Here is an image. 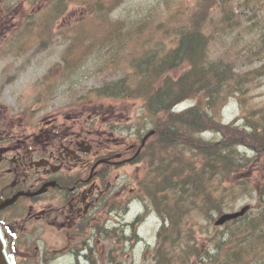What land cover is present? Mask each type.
<instances>
[{
	"label": "trees",
	"instance_id": "1",
	"mask_svg": "<svg viewBox=\"0 0 264 264\" xmlns=\"http://www.w3.org/2000/svg\"><path fill=\"white\" fill-rule=\"evenodd\" d=\"M123 1L85 3L89 13L99 11L107 21L109 11ZM59 2L63 8L57 17L67 5V0ZM258 3L194 0L193 5H188L184 1L153 0L151 8L130 10L115 23L121 51L125 52L126 39L139 42L140 47L134 48L142 50L134 56L123 77L93 91L97 96L139 100L153 118L155 134L142 154H149L152 159L143 187L152 198V208L169 224L158 234L155 264H252L258 255L263 259L260 264H264V185L253 189L256 210L227 223L233 226L230 230L215 227L204 246L199 244L196 232L188 231L194 226V217L221 214L229 202L233 208L237 197L249 190L247 179L238 178L251 159L247 151L239 148L251 145L264 149L261 121H251L244 127L215 120L218 108L231 98L242 100L249 82L264 75V15L255 11L245 24L237 14L239 7ZM162 5L165 12L157 9ZM214 8L220 9L219 22L208 30L206 15ZM232 31H236L233 38ZM219 32L220 46L226 53L215 57L213 49L218 46ZM186 98L197 102L187 111H174L173 107ZM217 129L222 132L219 141L198 137L199 133ZM186 149L190 150L187 166L178 170L170 163L161 167V172L154 169L157 180L152 189L154 152L167 157L174 150Z\"/></svg>",
	"mask_w": 264,
	"mask_h": 264
},
{
	"label": "rangeland",
	"instance_id": "2",
	"mask_svg": "<svg viewBox=\"0 0 264 264\" xmlns=\"http://www.w3.org/2000/svg\"><path fill=\"white\" fill-rule=\"evenodd\" d=\"M4 1L7 2L9 8L7 16H5L6 13H0V102L9 106L8 113L4 112V114L16 117L18 120L27 118V116L31 120H38L39 117L47 120L51 116H81L80 112L86 107L88 113H84V117L93 116L95 118L92 125L88 126L97 132L95 137L111 129L116 132V135L122 137L128 126L134 127L137 134L141 132L144 134L154 127L153 118L139 100H123L106 94L97 96L94 92L91 93V90L117 81L130 69L134 56L142 50L134 47H140L141 44L126 39L125 42L128 43L124 47L125 52H122L120 39L116 36L115 23L130 10L136 12L140 8L146 10L151 8L150 2L153 0H124L109 11L107 21L104 14L99 11L89 13L86 0H67L64 11L51 22H48V17H51L52 12L57 10L55 6L60 5L58 10L63 8L59 0H56L55 4L50 0ZM174 1L175 3L184 1L188 5L194 3V0ZM258 2V5L253 7L241 6L237 9L238 16L244 18L245 24L248 18L254 16L255 11L264 15V0H258ZM157 9L163 12L167 10L164 5ZM220 14V9L214 8L206 15L205 25L208 30L218 24ZM142 17L146 15L143 14ZM159 18L161 19V15ZM238 31H242V28L238 27ZM235 34L236 31H232L230 37H235ZM221 36L220 32L216 33L218 46L214 48L215 57L226 53L225 49L220 46ZM244 61L246 59H241V62ZM39 95L45 100H38ZM85 96L88 100H83L81 106L79 100ZM184 104L187 105V102ZM184 104L182 107L185 106ZM215 117L224 123L237 121L244 127L248 126L251 121H261L264 126V75L256 77L254 82H249L248 90L242 100L233 98L222 108H218L215 111ZM129 118L130 121H128ZM110 122L117 124L116 127L111 126ZM128 122H130L129 125ZM67 123L71 124L72 121ZM120 125L123 126L118 128ZM202 136L207 140L218 139L215 132L205 133ZM128 140L133 141L134 139ZM240 150L247 151L251 159L240 175L242 179H247L250 188L245 194L237 197L233 208H231L233 203L229 202L226 210H236L245 204H250L251 212H253L257 204L256 193L253 189L255 186L264 185V149L257 150L247 145V148L242 146ZM154 155L152 189L157 180L154 169L172 163V167L181 170L189 162L190 150L186 149L184 152L174 150L167 157L159 152H154ZM147 171V166L141 167L137 171V177L139 178L144 173L147 174ZM144 193L141 190L142 202L146 204V211L147 207L151 206L152 198L151 196L145 197ZM204 198L205 194L203 200ZM134 209L143 210L138 199L134 202ZM217 216V213H211L194 217L191 220L194 226L188 231L191 229L193 234L197 233L199 244L202 246L209 240V233L214 232L216 226L213 219ZM162 222L159 214L153 211L147 216L143 225L142 223L138 225L139 227L142 225L141 236H144L153 246L149 252L150 257H154V246L157 242V233L163 226ZM232 227L229 224L219 229L226 231ZM108 244L106 240V245ZM143 248L138 244L133 252L122 254L124 259L119 258L118 260L122 264H155L152 258L151 260L144 258ZM253 259L252 264H260L263 260L259 255Z\"/></svg>",
	"mask_w": 264,
	"mask_h": 264
},
{
	"label": "flooded vegetation",
	"instance_id": "3",
	"mask_svg": "<svg viewBox=\"0 0 264 264\" xmlns=\"http://www.w3.org/2000/svg\"><path fill=\"white\" fill-rule=\"evenodd\" d=\"M8 111L0 102V224L14 264H105L106 249L132 252L143 216L135 128L95 137L84 111L47 120Z\"/></svg>",
	"mask_w": 264,
	"mask_h": 264
},
{
	"label": "water",
	"instance_id": "4",
	"mask_svg": "<svg viewBox=\"0 0 264 264\" xmlns=\"http://www.w3.org/2000/svg\"><path fill=\"white\" fill-rule=\"evenodd\" d=\"M153 133L154 131L149 132L145 137V139H147ZM247 209L248 206H245L240 211L233 213H226L222 215V217L217 221V223L222 224L227 220L243 215L247 211ZM11 242H12L11 236L8 234L7 230L0 225V264H12Z\"/></svg>",
	"mask_w": 264,
	"mask_h": 264
},
{
	"label": "bare ground",
	"instance_id": "5",
	"mask_svg": "<svg viewBox=\"0 0 264 264\" xmlns=\"http://www.w3.org/2000/svg\"><path fill=\"white\" fill-rule=\"evenodd\" d=\"M128 42H124V44L126 45ZM183 103L187 102V105L184 106L183 108V111H187L189 108H191L192 106H194L196 103H195V99L194 98H186L185 100L182 101ZM173 110H174V107H173ZM215 120H218L216 117H215ZM215 133L218 135V141L219 139L222 137V132L220 130H215ZM203 135V133H199L198 134V137H201ZM163 170V168H158V172H161ZM165 170V169H164ZM169 239V238H168ZM168 239H166V242H168Z\"/></svg>",
	"mask_w": 264,
	"mask_h": 264
}]
</instances>
